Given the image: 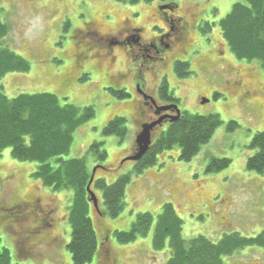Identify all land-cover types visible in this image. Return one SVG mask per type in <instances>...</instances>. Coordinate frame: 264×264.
<instances>
[{
  "label": "rangeland",
  "instance_id": "rangeland-1",
  "mask_svg": "<svg viewBox=\"0 0 264 264\" xmlns=\"http://www.w3.org/2000/svg\"><path fill=\"white\" fill-rule=\"evenodd\" d=\"M160 1L41 0L34 6H20L14 0H0V22L7 28L2 46L30 64L27 73L4 75L0 92L10 99L21 94H52L61 106H73L79 112L92 108L93 117L74 130L70 150L63 159L85 156L87 169L92 170L96 167L95 160L86 154V150L92 143L102 142L107 154L104 165L109 167V172L97 171L95 177L105 178L106 184L132 170L133 162L117 164L130 156L139 123L134 115L138 99L133 96L131 79L124 85L117 82V85L106 86L102 71L111 77L128 68L135 72L138 62L134 63L119 49L113 53L115 63L109 70L102 63V56L98 58L95 52L75 60L77 43L79 47L88 43L102 48L110 42L99 40L93 33L85 40L78 30L89 25L90 30L100 27L99 31L112 35L123 26H141L144 29L142 40H148L157 35L150 31L153 26L159 25L163 30L160 32H164L165 24L171 25V18L186 17L190 24L202 17H205L204 23L218 22L239 0H166V4L177 5L169 9L172 10L167 15L169 23L159 21L155 6ZM65 24H68L66 28ZM191 33L189 47L197 51L192 56L177 59L189 63L191 74L179 78L173 66L169 69L168 65V89L178 99L181 113L201 117L217 115L222 124L189 162L180 160V150L174 148L159 154L155 166L145 169L139 176L134 175L125 189V206L118 217L98 215L91 207L89 217L98 247L90 264H95L96 260L97 264H104L107 251L116 264H166L174 255L173 249L168 243L160 250L152 247L154 225L146 237L137 236L131 243L120 244L114 235L116 231H129L138 214L148 213L153 217V223L156 222L165 204H171L182 221L185 240L202 236L217 243L232 234L253 238L264 231V176L246 169L247 160L256 153L251 147L252 139L257 133H264V71L255 62L250 64L235 59L217 28L213 27V32L208 34L199 31V36L194 30ZM212 56L215 66L209 70L203 68L201 60L212 61ZM75 63L79 69L75 68ZM82 74L89 75L87 81H79ZM148 86L147 93L155 94L156 89ZM109 87L124 89L130 97L115 98L108 91ZM245 92L249 95L243 96ZM215 95L218 96L215 98ZM200 99L208 102L201 104ZM160 102L165 103L164 100ZM114 117L126 120L127 135L122 141L115 136L102 135L105 125ZM160 132L157 129L153 133L151 144ZM213 161L216 164L212 166ZM222 162L228 166L220 171L208 170L211 166H221ZM35 169L34 163L13 159L10 149L0 153V208H5L14 196L19 200L37 197L41 207L53 206L51 229L43 231V245L36 248L37 254L24 256L18 230L4 224L0 215V250L7 249L13 263L72 264L67 250L72 192L50 191L32 176ZM93 193L100 212L103 210L101 194ZM33 229L38 230V227ZM106 237L108 240L103 241ZM100 243H104L102 250ZM262 253L263 249L247 247L222 260L225 264L232 258L242 264H259L258 261H264Z\"/></svg>",
  "mask_w": 264,
  "mask_h": 264
},
{
  "label": "trees",
  "instance_id": "trees-1",
  "mask_svg": "<svg viewBox=\"0 0 264 264\" xmlns=\"http://www.w3.org/2000/svg\"><path fill=\"white\" fill-rule=\"evenodd\" d=\"M167 5L170 8L177 7L175 3ZM67 26L65 24V28ZM211 26L218 29L228 52L235 59L250 64L255 62L264 71V0H239L224 18ZM213 27L206 26L202 33L208 34ZM6 34V25L0 22V90L3 89L1 81L4 75L27 73L30 70L26 59L2 46ZM173 71L179 78L191 74L188 62H176ZM88 77V74H82L79 81L85 82ZM168 87L165 82L158 86L159 98L178 107L179 101ZM108 91L120 100L130 97L124 89L109 88ZM93 114L92 108L79 112L73 106H61L52 94H21L10 99L0 92V153L10 149L13 159L36 164L32 176L50 191L72 192L68 209L71 233L67 246L72 264H90L97 252V237L89 217L91 204L86 193L92 170L87 169L85 156L69 160H64L63 156L70 150L74 130L93 117ZM221 124L217 115L201 117L180 112L179 119L158 134L145 155L133 163L131 171L119 176L111 184H106L105 178H94L90 189L101 194L103 210L100 214L109 218L118 217L125 206V189L134 175L139 176L145 169L155 166L159 154L174 148H179L180 160L189 162L209 142ZM102 135L115 136L122 141L127 135L126 120L114 117L105 125ZM251 147L256 153L247 160L246 169L264 176V133L254 136ZM86 154L93 156L96 167L109 172V167L104 165L107 154L102 142L89 145ZM215 164L213 161L212 166ZM212 166L208 170L215 172L226 168L228 163ZM154 223L150 214H138L130 230L114 232L115 238L120 244L131 243L138 237H146L154 225L152 247L160 250L168 243L173 249L174 255L166 264H222L223 257H233L237 251L263 241L262 235L245 238L237 234L225 236L217 243L202 236L185 240L182 237V221L171 204L162 207ZM0 264L25 263H13L9 251L2 248Z\"/></svg>",
  "mask_w": 264,
  "mask_h": 264
},
{
  "label": "flooded vegetation",
  "instance_id": "flooded-vegetation-1",
  "mask_svg": "<svg viewBox=\"0 0 264 264\" xmlns=\"http://www.w3.org/2000/svg\"><path fill=\"white\" fill-rule=\"evenodd\" d=\"M39 1L41 0H14V2L20 6H34ZM160 2L161 3L158 4L156 8L157 14L159 16V21H161L162 23H169L167 15H169L168 12L172 10H169L170 6L166 4V0H161ZM204 18L205 17H202L198 21H194L193 24H190L188 18L186 17L171 18V25L167 26L165 24L166 29L164 30V32H160L163 30L160 28L159 25L156 24V26H153L150 31L154 32L155 34L157 33V35H153L148 40H142V33L144 29L141 26H138L136 28L132 27L131 25L123 26V28L119 30L118 33L112 35L108 32L102 33V31H99V29H101L100 27L96 28L94 26L95 28L90 30L91 27L89 28V25L84 26L77 32L81 38H85V40H87L88 36L93 33L96 37H99V40L103 41L104 39L110 42L114 40V42H108V46H104L102 48H98L97 46L88 43L87 45H83L81 47H79V45H76L74 57L75 60H80L81 55H84L85 58V56L93 52L98 53L97 57L101 58L100 56H102V63L104 62L105 65L108 67L106 68V70H109V68H111L115 63L113 53L115 52V50L119 49L122 52H125V54L130 57L134 63L138 62L135 72H131V69L128 68L123 72H117L115 76L111 77L108 73H106V71H102L103 80L107 82L106 86H113L115 84L117 85V82H119L120 85H124L123 83H126L127 80L131 79L134 94L133 96L138 99L136 103L137 107L134 110V115L139 123L138 134L141 131L142 125L152 124L157 121H160L159 125L156 126L151 132L152 139L153 133L157 129L163 132L162 129L167 128L169 124L173 123L171 122V120L177 116L176 112L172 109L170 111L164 112L159 111L161 108L174 105L164 102H162V104L160 102V98L158 95V86L161 85L163 82L168 84V72H166V68L168 67V65L170 69L171 65L174 66L176 62H180V60L177 59L192 56L194 52L197 51L195 49L191 50V47H189V42L193 34L191 33V31L194 30V33H196L195 35L199 36V31L202 33L206 26L212 27L211 25L213 24H209L208 22L204 23ZM91 26H93V24ZM218 55L221 56L220 54ZM214 59L215 58L212 56V61H209L210 63L206 62L207 60H201L202 67L207 70L212 69L211 67L215 66V64L212 63ZM218 64H221V61ZM162 67H164V69H162ZM75 68L79 69L78 66L76 67V63ZM94 69L97 71L96 68ZM162 70L164 71L162 72ZM142 72H144L146 75L142 74ZM111 79L116 80L111 81ZM112 83L113 85H111ZM149 84L150 88L156 89L155 94L149 95L147 93L146 89L147 87H149ZM59 85L60 87H63L62 82H59ZM109 88L115 89L113 87ZM246 94H248V92H245L243 96H245ZM245 99L249 100L250 98L246 97ZM138 134H136V136ZM135 150L136 145L134 139L129 153L130 156L134 154ZM122 160L124 161L123 158L118 161L117 166L120 163H125ZM53 213L54 209L51 204H46L44 207H41L40 199L32 196H28L26 199L22 200H19L14 196V198L7 203L5 208H0L2 222L4 224H10L12 227L18 230L20 239H22L20 242V244H22L21 251L24 256L28 257L36 255V248L38 249L40 245H43V231L48 232L51 229V216ZM34 227H38V230L33 229ZM261 235L263 241H261L259 244H254L249 247H256L264 250V231L254 236L253 238H257ZM106 239L108 240V237L104 238L103 241H105ZM103 244L104 243L99 244L100 250H102L101 247ZM107 252L108 253L105 252L107 257L105 256L104 264H116V261H114L113 257L111 256V253L109 251ZM237 252L235 254H237ZM42 255L43 253H40V256ZM262 257L264 260L263 253ZM232 259H228L226 263L242 264L239 263V261H232ZM223 261L224 260L221 261L222 264H225ZM258 262L259 264H264V261ZM97 263L98 261L95 262V264Z\"/></svg>",
  "mask_w": 264,
  "mask_h": 264
},
{
  "label": "water",
  "instance_id": "water-1",
  "mask_svg": "<svg viewBox=\"0 0 264 264\" xmlns=\"http://www.w3.org/2000/svg\"><path fill=\"white\" fill-rule=\"evenodd\" d=\"M0 16H1V13H0ZM207 102L208 101L205 99L201 100V104H205ZM171 109L174 110L176 112V115H177L175 118H173L171 120V122H175L178 120V118L180 116V111L178 110V108L176 106H167V107L161 108L159 111L164 112V111H170ZM159 123H160V121H157V122L152 123V124H146V125L141 126V131L135 138L136 150L132 156L124 159L123 162L135 163V162H138L145 155V153L148 151V149L151 145V132L153 131V129L156 126L159 125ZM97 171H103V168L102 167H94L92 169L91 177H90L89 183L86 187V193L88 195V202L92 205L94 212L99 215L100 212L98 209V200H97L95 194L90 190V187L93 183V180H94V177H95V174Z\"/></svg>",
  "mask_w": 264,
  "mask_h": 264
},
{
  "label": "bare ground",
  "instance_id": "bare-ground-1",
  "mask_svg": "<svg viewBox=\"0 0 264 264\" xmlns=\"http://www.w3.org/2000/svg\"><path fill=\"white\" fill-rule=\"evenodd\" d=\"M174 190V189H173ZM172 192H174V191H172Z\"/></svg>",
  "mask_w": 264,
  "mask_h": 264
}]
</instances>
